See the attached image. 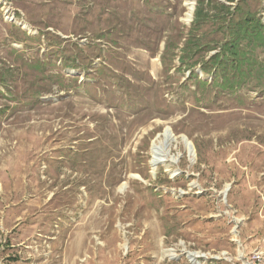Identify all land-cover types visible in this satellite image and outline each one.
Here are the masks:
<instances>
[{
	"label": "rangeland",
	"instance_id": "374dc122",
	"mask_svg": "<svg viewBox=\"0 0 264 264\" xmlns=\"http://www.w3.org/2000/svg\"><path fill=\"white\" fill-rule=\"evenodd\" d=\"M196 3L0 0V264H264V91L189 78Z\"/></svg>",
	"mask_w": 264,
	"mask_h": 264
},
{
	"label": "trees",
	"instance_id": "16d2710c",
	"mask_svg": "<svg viewBox=\"0 0 264 264\" xmlns=\"http://www.w3.org/2000/svg\"><path fill=\"white\" fill-rule=\"evenodd\" d=\"M236 1L197 0L184 47L178 58L175 51L170 54L191 71L189 78L197 67L205 76L215 71L214 86L221 92L245 89L251 80L264 91V27L255 13L243 8L247 0L233 6ZM207 26L212 30L204 34ZM174 47L166 43V49ZM196 57L199 61L192 62Z\"/></svg>",
	"mask_w": 264,
	"mask_h": 264
},
{
	"label": "bare ground",
	"instance_id": "6f19581e",
	"mask_svg": "<svg viewBox=\"0 0 264 264\" xmlns=\"http://www.w3.org/2000/svg\"><path fill=\"white\" fill-rule=\"evenodd\" d=\"M186 6H187V9H188V14H187V17L189 18V19H191V15H192V13H193V2H190V3H186ZM159 137H161L162 138V142H164V140H167V141H170V140H174V138L173 137H171V136H168L167 135V133H163V134H161V136H159ZM183 138V140H185L186 141V138H184V137H182ZM152 153H153V155H154V158H153V165H157V164H159V163H164V162H166V155H162L161 154V150H160V146L159 145H157V144H154L153 146H152Z\"/></svg>",
	"mask_w": 264,
	"mask_h": 264
},
{
	"label": "water",
	"instance_id": "95a60500",
	"mask_svg": "<svg viewBox=\"0 0 264 264\" xmlns=\"http://www.w3.org/2000/svg\"><path fill=\"white\" fill-rule=\"evenodd\" d=\"M192 19V18H191Z\"/></svg>",
	"mask_w": 264,
	"mask_h": 264
}]
</instances>
